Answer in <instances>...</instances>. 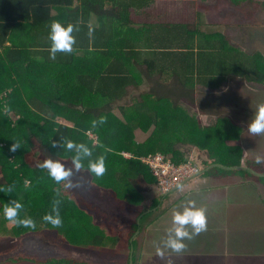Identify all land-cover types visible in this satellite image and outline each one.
<instances>
[{
    "label": "trees",
    "instance_id": "1",
    "mask_svg": "<svg viewBox=\"0 0 264 264\" xmlns=\"http://www.w3.org/2000/svg\"><path fill=\"white\" fill-rule=\"evenodd\" d=\"M76 1L0 0V234L19 239L50 230L79 247L100 250L109 245L108 232L80 209L70 188L39 167L51 158L76 169L66 140L85 143L93 150L92 159L104 156L105 173L116 175L118 197L124 195L120 189L138 178L155 185L142 156L160 153L175 165L186 163L189 158L178 146L186 137L208 160L201 163L203 170L224 167H212L203 177L264 182L257 175L263 172L260 164L247 162L248 169H237L242 154L234 144L238 141L231 121L216 118L203 128L180 106L191 104L208 112L201 108L198 90L219 92L227 81L243 79L264 87V57L207 34L194 14L180 21L168 13L162 23L139 26L125 8L127 0ZM255 1L264 9V0ZM231 2L239 6L248 0ZM52 21L79 28L73 32L72 52H57L55 59L49 58ZM139 107L149 110L140 113ZM101 116L104 123L93 127L92 121ZM135 125L151 132L143 142L135 136ZM14 143L18 147L11 150ZM123 151L131 158H124ZM87 159L84 168L89 172ZM89 173L94 179L102 177ZM9 185L11 192L6 190ZM56 199L59 228L43 220ZM12 200L23 204L19 216L31 218L35 228L5 218L3 209ZM49 264L86 263L65 259Z\"/></svg>",
    "mask_w": 264,
    "mask_h": 264
},
{
    "label": "crops",
    "instance_id": "2",
    "mask_svg": "<svg viewBox=\"0 0 264 264\" xmlns=\"http://www.w3.org/2000/svg\"><path fill=\"white\" fill-rule=\"evenodd\" d=\"M161 1L127 0L125 8L132 21L139 26L146 23H162L161 17L168 15L171 8L175 10L180 21L183 17H191L194 14V18L201 17L203 28L207 34H218L221 39L227 42L234 38L228 37V34L221 27L219 30L216 24H223V28H225L226 25L224 24H230V20L227 16L224 17L223 13L216 10L261 7L260 3L255 0H248V2L239 6L233 4L231 0H177L175 5L178 8L173 5V1L169 5L170 8L167 6V2ZM201 10H204V12ZM232 16H230V19H235L238 21L237 23H240L235 15ZM242 17L241 24L246 18L245 16ZM220 19L223 22L219 21ZM241 28L240 26L239 29ZM94 139L96 143V137ZM123 153H127V151L122 152L123 157L126 159L131 158L124 156ZM70 168L76 171V174L81 177L84 183L88 178H91L93 185L99 188L95 190L89 186L86 188L87 194L83 192L86 195L83 199L79 195L75 197L73 193L75 194V181L77 180H73V178L71 180L68 177V182L73 185L70 191L80 209L89 213L94 222L101 225L106 233L108 232V241L111 244L116 242L113 235L115 236L114 231H116L117 223H122L124 227L128 226L129 248L135 250L138 258L134 253H130L132 259H136L135 264L153 257L158 259L155 260L157 264H162V259L166 257L173 258L177 263L189 259L195 260V263L199 264H264V226H262L264 223L262 209L264 210V207L261 205L262 200L259 196H255L253 192H248L242 196L244 192L242 194L238 193L235 188V192H232L234 195L229 197L224 193L228 190L227 188L214 185L224 181L222 178L203 177L204 173H202L186 181L177 191L166 196L159 195L155 185H149L144 179L138 178L135 182L126 184L123 191L120 189L124 195L118 197L113 188L114 186L117 188L116 175L111 170L110 173L104 172L102 175L103 180L102 177L94 179L84 167L77 170L72 166ZM206 169L204 170L207 171ZM131 187L134 189V193L135 191L138 193L135 200L133 198L135 194L133 195V191H130ZM189 201H194L196 207L204 209L207 227L204 231L192 235L191 239H185L186 247L181 253H172L164 245L168 236L174 235L173 214L176 211H182L185 206H191L188 203ZM144 206L150 207L145 209ZM253 206L256 209L251 208ZM107 207L110 210L118 208L122 214L115 211L114 215L103 218L106 219L105 222L100 221L101 216L99 213L103 214L105 212L103 211L104 208ZM131 214L134 217H131ZM185 227L189 232L192 231L190 226ZM125 229L127 230V227ZM157 247L162 249L163 255L157 254ZM150 249H155V253ZM148 250L153 254L147 256L146 251Z\"/></svg>",
    "mask_w": 264,
    "mask_h": 264
},
{
    "label": "rangeland",
    "instance_id": "3",
    "mask_svg": "<svg viewBox=\"0 0 264 264\" xmlns=\"http://www.w3.org/2000/svg\"><path fill=\"white\" fill-rule=\"evenodd\" d=\"M162 1L167 2V6L169 7V5L172 4V1L174 3L173 5H175V1L177 0ZM201 11L204 12V10ZM216 11L223 13V16H227L230 20V24H224L226 25L225 28H223V24H216V27L219 30L221 27L224 32L228 34V37L234 38L231 41L228 40L229 44L235 47H239L255 56L260 55L262 58L264 57L263 8L257 7L255 9L245 8L239 10H229L223 8ZM169 13H173V19H180L179 17H177L175 10H172V8L169 9ZM232 15H235L236 18L239 19L240 23H237L238 21L235 19H230V16ZM242 16H245L246 18H244L245 21L241 24L243 18ZM185 18L186 16L183 17V19ZM219 21L223 22L222 19H220ZM240 26L242 27L241 29H239ZM258 33H260L259 36L257 35ZM254 36H256V38H254ZM197 98L203 104V107L201 108L208 110V112L203 113L198 109L197 106H193L191 104L189 105L181 103L180 106L187 113V115L193 117L194 119H197L201 127L203 128L212 126L215 123L216 118H221L223 122L231 121L234 124V131L236 132L238 141V143L234 144L236 145V147H239L241 149V167H245L246 169H248L247 162L260 164V168L263 172L257 175H260V177H264V133L254 134L248 131V123H250L251 120L255 118L258 107L264 104V87H259L256 84H250L243 79H236L233 81H227L225 83V86L219 92L211 91L208 89H199ZM148 110L149 109L147 107H139L140 113H146L148 112ZM13 118L14 120H16L15 117ZM134 133L138 141L143 142L151 132H144L138 125H135ZM90 136L92 137L93 135L91 134ZM35 144L38 143L35 142ZM0 146H4V143H2ZM178 146L180 147V150L184 154H186V156H188V158L193 159V161L197 163L200 171H202L203 168L201 167V163H205L206 161H208L204 153L201 152L195 145L190 143L188 137L184 138V143L179 144ZM257 157L261 158L260 163L256 162ZM10 161L13 162L14 157H11ZM1 167L2 166L0 165V182L3 183L4 171H1ZM70 167L68 166L66 167V169ZM14 168H16V166ZM68 170L71 171V175L69 176L71 180L72 178L73 180H77L75 181V194L73 193L75 197L79 195L83 199L84 196H86L85 194H87L86 188H88L89 186L91 188L93 187V189L95 190L99 189L98 187L93 185L91 178H88L84 183L81 177L76 174L75 170L71 168ZM222 180L224 181H220L218 182V184L214 185L220 188H227L228 190L224 191L225 195H228L229 197L231 195H234L232 194V192H235V188L237 189L238 193L242 194V192H244L242 196L248 192H253L255 196H259V198L262 200L261 205L264 207V182L258 179L248 180L240 176L225 177L222 178ZM30 183L31 182L27 181L26 186H29ZM76 183H78V185H76ZM177 190L178 188L173 192ZM170 193L167 195H170ZM134 194L135 196L133 198L135 200L138 193L135 191ZM245 199L250 200L248 198ZM149 207L150 206H144L145 209H148ZM0 208H2L1 203ZM251 208L256 209L255 206ZM103 211H105L103 214L99 213L101 216L100 221L105 222L106 219H103L104 217L108 218L111 215H114L115 211L117 212L119 210L118 208H112L110 210L107 207L104 208ZM262 212H264L263 209ZM119 213L122 214L121 211H119ZM0 216L2 215L0 214ZM131 217H134V215L131 214ZM117 224L118 225L115 227L116 231H114L115 236L113 235V239H116V242L113 244L109 243L106 248L100 250L87 247L83 248L76 246V244L68 243L67 241L63 240L61 236L58 235V233L50 230L43 231L39 234H29L28 236L19 239H15L10 236L6 237L4 234H0V264H11L10 261L12 258L22 260H19L18 263L14 264H49L50 261H61L65 259H69L77 263L86 264H129V229L127 225L125 226L127 227L126 230L122 223ZM262 226H264V223L262 224ZM150 250L155 253V249ZM146 253L147 256L153 254L150 253L149 250L146 251ZM155 260L158 259L155 257L149 260L144 259L140 261L139 264H157V261ZM169 260L171 261V264H199L195 263V260L189 259H184L177 263L173 258L171 259L170 257L162 259V264H169Z\"/></svg>",
    "mask_w": 264,
    "mask_h": 264
},
{
    "label": "clouds",
    "instance_id": "4",
    "mask_svg": "<svg viewBox=\"0 0 264 264\" xmlns=\"http://www.w3.org/2000/svg\"><path fill=\"white\" fill-rule=\"evenodd\" d=\"M78 25L72 23L62 24L59 21H52L49 30V40L51 41L49 48V58L55 59L57 52L70 53L73 50L75 44L74 31H78ZM104 117H99L98 120L92 121V126L96 127L97 124L104 123ZM248 131L254 134L264 133V104L258 107L255 118L248 123ZM57 144L52 143L55 147ZM18 147L17 144L11 145V150H15ZM64 147L71 150V159L76 169L85 167L84 158L87 159V169L93 173L96 177H100L106 171L104 165V156H98L92 159L93 150L85 143H77L72 140H66ZM257 163L261 162V158L257 157ZM39 167L46 168L49 176L57 183L64 182L65 188H71L73 185L71 182H67V178L71 175V171L66 169L59 160H53L51 158L45 159ZM11 192L13 185H9L6 189ZM189 205L185 206L182 211H176L173 214L172 222L174 224V235H169L164 247L170 249L172 253H181L186 245L185 239H191L192 235L198 234L204 231L207 227L206 216L203 208L195 206L194 201H189ZM60 200L56 199L52 203V210L43 216V220L51 223L52 226L59 228L62 224V219L59 211ZM23 208V204L18 200H12L7 203L3 209L4 216L9 221L16 225H22L24 227L35 228V222L31 218H21L19 216L20 210ZM185 226H190L192 231L189 232ZM157 254L163 255L161 248L157 247ZM169 264L171 261L169 260Z\"/></svg>",
    "mask_w": 264,
    "mask_h": 264
},
{
    "label": "built area",
    "instance_id": "5",
    "mask_svg": "<svg viewBox=\"0 0 264 264\" xmlns=\"http://www.w3.org/2000/svg\"><path fill=\"white\" fill-rule=\"evenodd\" d=\"M131 157L129 153H123ZM140 161L145 164L155 179L157 192L166 196L176 190L181 184L198 176L200 169L193 159L189 158L186 163L175 165L169 158L160 153L142 156Z\"/></svg>",
    "mask_w": 264,
    "mask_h": 264
},
{
    "label": "water",
    "instance_id": "6",
    "mask_svg": "<svg viewBox=\"0 0 264 264\" xmlns=\"http://www.w3.org/2000/svg\"><path fill=\"white\" fill-rule=\"evenodd\" d=\"M212 167H215V168H224V167H221L220 165H213V166L208 167L206 170H209V169L212 168ZM237 169H238V170H246L245 167H239V168H237ZM230 170H232V169H230ZM204 171H205V170H204ZM204 171H200L199 174H198V176L201 175L202 173H204ZM182 185H183V184H181V185L178 187V189H179Z\"/></svg>",
    "mask_w": 264,
    "mask_h": 264
},
{
    "label": "flooded vegetation",
    "instance_id": "7",
    "mask_svg": "<svg viewBox=\"0 0 264 264\" xmlns=\"http://www.w3.org/2000/svg\"><path fill=\"white\" fill-rule=\"evenodd\" d=\"M258 176H260V175H258ZM248 180H252V179H248ZM130 253H132V254L134 253V255L137 256L135 250H133V249L130 250ZM132 254H130V259H129V262H128L129 264H135V261H136V259H132Z\"/></svg>",
    "mask_w": 264,
    "mask_h": 264
}]
</instances>
